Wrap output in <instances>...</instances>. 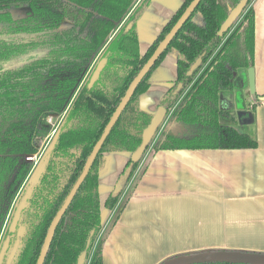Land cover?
I'll use <instances>...</instances> for the list:
<instances>
[{"label": "trees", "instance_id": "obj_1", "mask_svg": "<svg viewBox=\"0 0 264 264\" xmlns=\"http://www.w3.org/2000/svg\"><path fill=\"white\" fill-rule=\"evenodd\" d=\"M191 1L182 0L140 52L137 22L151 0H0V242L9 235L10 247L17 233L8 227L25 192L22 189L35 171L25 156L39 152L40 138L51 129L47 117L62 116L35 164L44 168L21 211L17 227L23 226L24 231L12 264H35L52 218L126 88ZM239 1L199 2L105 138L56 227L43 264H77L84 250V264H103L106 235L101 208L111 210L123 198L151 145L153 152L257 146L251 134L222 121L231 115L230 109L220 105L221 92L241 88L238 70L254 66L253 0H248L223 36L217 34ZM170 54L176 58L175 79L159 100L167 108L168 122L139 161L127 157L117 176V181L123 177L121 191H110L101 202L99 174L105 154L130 153L140 144L142 130L152 117L141 107L140 95L149 89L152 75ZM199 56V68L187 75ZM103 57L107 59L104 67L88 87L89 76ZM254 95L264 99L263 94ZM174 125L182 129L174 130Z\"/></svg>", "mask_w": 264, "mask_h": 264}, {"label": "crops", "instance_id": "obj_2", "mask_svg": "<svg viewBox=\"0 0 264 264\" xmlns=\"http://www.w3.org/2000/svg\"><path fill=\"white\" fill-rule=\"evenodd\" d=\"M181 2L151 0L137 22L140 52ZM252 5L254 89L264 95V0ZM175 60L170 54L158 65L154 74L159 80H152L140 95L144 110L154 113L159 106L175 79ZM221 101L230 109L226 120L251 134L257 146L146 153L123 198L111 210L101 208L103 264H158L169 256L206 248L264 252V99L253 95L239 110L230 94H221ZM127 157L122 152L105 154L99 174L101 202Z\"/></svg>", "mask_w": 264, "mask_h": 264}, {"label": "water", "instance_id": "obj_3", "mask_svg": "<svg viewBox=\"0 0 264 264\" xmlns=\"http://www.w3.org/2000/svg\"><path fill=\"white\" fill-rule=\"evenodd\" d=\"M201 0H192L184 9L182 14L170 28L168 33L164 36V38L158 43L152 54L148 57L145 63L141 66L137 74L133 77L131 82L129 83L128 87L126 88L123 96L121 97L119 103L117 104L115 110L113 111L111 117L109 118L107 124L105 125L102 134L100 135L99 139L95 142L90 154L85 160V163L82 167V170L73 183L72 187L70 188L67 196L65 197L63 203L61 204L60 208L55 213L54 217L52 218L47 232L45 234L42 246L40 248L39 254L37 256L35 264H43L44 259L46 257L47 251L51 244L54 232L60 219L64 215L65 211L67 210L71 200L73 199L74 195L76 194L77 190L79 189L80 185L84 181L91 165L95 161L97 153L99 152L105 138L109 134L111 128L117 121L118 117L120 116L122 110L125 108L126 104L134 94L138 84L141 80L146 76L149 70L152 68L154 63L157 59L162 55L165 51L173 37L182 27V25L186 22V20L190 17L194 9L197 7ZM248 0H240L229 12L226 19L222 22L217 34L218 36H223L226 33L236 18L241 14L242 10L244 9L245 5L247 4ZM107 59L105 57L100 58L92 73L88 79V87L92 86L95 80L98 78L101 70L103 69ZM202 62V57L199 56L195 62L190 66L189 70L187 71V75H192L194 71H196ZM248 74V82L250 86L251 93H255L254 89V72L253 67H249L247 69ZM181 84H179V87ZM167 114V108L163 105L157 107V109L152 113V117L149 123L143 128L142 130V138L140 144L130 153H127L129 158L132 162H137L143 156L146 147L151 142V140L157 134L159 128L164 123L165 117ZM55 134V133H54ZM44 168L43 164H40L35 171L33 172L32 178L29 180V185L26 188L24 194L20 197L8 230L9 232L16 231L17 238L14 240L13 245L10 247V237L9 235L3 240L2 245L0 246V264H12L13 258L17 252V249L20 244V237L23 234L24 228L23 226H18V220L20 218L21 211L26 204L27 198L31 194L32 186L37 182L39 179L40 174L42 173ZM123 187V177L120 178L116 184L114 185L113 189L111 190L114 194H117L121 191ZM92 234V233H91ZM90 238H88L86 247L89 246ZM86 250H84L78 258L77 264H84L86 259ZM201 262H232V263H246V264H264V252L261 251H249V250H241V249H226V248H206L201 250L189 251L178 253L172 256H169L159 262L158 264H193V263H201Z\"/></svg>", "mask_w": 264, "mask_h": 264}, {"label": "rangeland", "instance_id": "obj_4", "mask_svg": "<svg viewBox=\"0 0 264 264\" xmlns=\"http://www.w3.org/2000/svg\"><path fill=\"white\" fill-rule=\"evenodd\" d=\"M253 2H254V0L252 1V3L251 4H253ZM26 58H23V59H21V60H19V62L20 61H23V60H25ZM247 69L248 68H242V69H239L238 70V74L241 76V88L240 89H234V90H232V91H223V92H221L222 94H230V96L232 97V101H233V106H234V109L235 110H239V109H241V107H242V104H243V102H245V104H247V101L248 100H251V98H252V96L254 95L253 93H251V91H250V86H249V82H248V74H247ZM155 73V72H154ZM152 80L153 81H157V80H159V77H157L155 74L153 75V77H152ZM152 81V82H153ZM174 81V80H173ZM173 83V82H172ZM172 84H168V86H171ZM162 96V95H161ZM248 105V104H247ZM238 114V113H237ZM49 117V116H48ZM47 117V118H48ZM168 117H169V114L167 115L166 114V117H165V120H164V123L162 124V126L159 128V130H158V132H157V134L155 135V140H156V138L159 136V134H160V132L162 131V129L164 128V126L167 124V122H168ZM222 121L223 122H225V123H229L226 119H222ZM54 122V121H53ZM55 126H56V124L54 125V128H55ZM52 129H53V126H51V129H50V131H49V133H47L45 136H43L42 138H40V140H39V142H38V146H39V152H41V154L44 152V150H45V148H46V146H47V144H48V142H49V137H50V135H51V133H52ZM151 150V151H150ZM153 152L152 151V145L149 147V149L146 151V153H148V152ZM146 153H145V155H146ZM35 154V153H34ZM144 155V156H145ZM144 158V157H143ZM142 161V160H141ZM141 163V162H140ZM34 167V169H36L37 168V165H34L33 166ZM139 167H140V165L138 166V168H137V170H136V172H135V174H134V176H133V179H132V183H134V178L136 177V174H137V172L139 171ZM32 176H33V174H31V176L28 178V181H27V183H26V185L24 186V188L22 189L23 191H26V188H27V186L29 185L28 184V182H29V180L32 178ZM28 184V185H27ZM20 192V191H19ZM18 192V194H17V197H20L21 195H20V193ZM127 192V191H126ZM16 197V198H17ZM13 204H14V202H13ZM11 209H12V207H11ZM10 213V212H9ZM9 216V215H8ZM7 220H8V218H7ZM102 232H103V228H102ZM2 245V242H0V246Z\"/></svg>", "mask_w": 264, "mask_h": 264}, {"label": "built area", "instance_id": "obj_5", "mask_svg": "<svg viewBox=\"0 0 264 264\" xmlns=\"http://www.w3.org/2000/svg\"><path fill=\"white\" fill-rule=\"evenodd\" d=\"M61 118H62V116H61V117H57V118H53L52 116H49V117L47 118L48 123H49L51 126H53L52 133H51V135H50V137H49V138H50L49 141L51 140L52 136H53L54 133L56 132V129H57L59 123H60ZM53 121H54V122H53ZM55 124H56V126H55V128H54V125H55ZM48 143H49V142H48ZM40 155H41V152H37V153H35V154H34V153H33V154H27V155L25 156V159H26L27 161L33 162V164L35 165V164L37 163V161H38Z\"/></svg>", "mask_w": 264, "mask_h": 264}, {"label": "flooded vegetation", "instance_id": "obj_6", "mask_svg": "<svg viewBox=\"0 0 264 264\" xmlns=\"http://www.w3.org/2000/svg\"><path fill=\"white\" fill-rule=\"evenodd\" d=\"M180 84V83H179ZM179 84H178V86H177V90L181 87H179ZM173 93H175V92H173ZM220 105L223 107V103H222V101H220ZM224 108V107H223ZM226 109V108H225Z\"/></svg>", "mask_w": 264, "mask_h": 264}]
</instances>
